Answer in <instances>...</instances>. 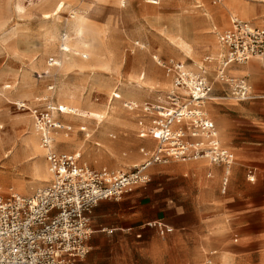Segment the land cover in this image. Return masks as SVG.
Instances as JSON below:
<instances>
[{"label": "rangeland", "instance_id": "1", "mask_svg": "<svg viewBox=\"0 0 264 264\" xmlns=\"http://www.w3.org/2000/svg\"><path fill=\"white\" fill-rule=\"evenodd\" d=\"M57 1L25 0L24 11L18 13L14 10L17 0H0V25L4 21L0 28V189L4 195L9 188L31 195L51 179V175L45 180L33 173L34 160L47 164L44 155L29 151L23 142L37 131L28 109L20 103L28 107L50 95L56 107L54 118L64 125L53 133L57 150L79 152L81 162L92 169L129 170L143 158L139 148L151 142L137 138L136 114L124 102L146 104L167 90L169 79L158 59L173 58L195 69L205 56L217 57V36L228 27L230 14L264 26L263 0H242L263 7L249 12L248 19L235 9L226 10L223 3L229 0H158V4L63 0L65 5L49 20L53 30L48 35L41 16ZM90 7L98 8L92 12L88 43L117 65L101 66L90 55L77 56L89 63L83 70L65 71L60 64L48 62L60 60L63 54L76 57L61 45L81 44L83 35L75 33L72 23L75 12L85 13ZM216 15L220 16L216 19ZM11 30L16 32L14 38L3 41V33ZM177 36L195 46L190 55L174 44ZM234 65L232 74L248 75L253 88L264 86L260 61ZM49 85L53 89L48 91ZM64 88L78 97L82 109L102 117L63 110ZM214 90L220 98L213 99L208 108L222 143L236 157L225 190L219 173L207 175L212 171L206 160L199 169L189 167L198 162L171 160L154 165L149 182L135 191L138 194H133L129 204L144 215L140 223L164 216L175 228L164 238L154 235L149 242L137 239L136 230L92 232L86 264H200L211 250L213 264H264V102H237L217 84ZM112 109L117 111L112 113ZM56 134L64 139L57 140ZM17 184L24 190H18ZM225 251L227 256L222 258Z\"/></svg>", "mask_w": 264, "mask_h": 264}, {"label": "built area", "instance_id": "2", "mask_svg": "<svg viewBox=\"0 0 264 264\" xmlns=\"http://www.w3.org/2000/svg\"><path fill=\"white\" fill-rule=\"evenodd\" d=\"M218 41L221 52L213 69L210 56L195 69L173 58L158 59L169 79L167 90L146 104L124 102L136 114L137 137L151 142L139 148L143 158L129 170L92 169L81 162L79 152L57 150L53 133L64 125L54 118L56 107L50 95L37 98L33 106L19 104L28 109L40 136L51 179L28 196L12 188L4 195L0 189V264H86L92 209L103 200L119 201L133 187L145 185L149 169L156 164L206 160L211 166H222L225 190L234 154L222 144L207 103L214 82L225 86L238 102H264V91L254 92L247 75L229 73L232 65L251 59L264 65V26L234 16ZM48 62L59 66L60 61L50 58ZM47 88L52 90L53 85ZM207 175L212 176L211 172ZM146 225L162 237L173 230L162 220ZM200 264H213V259L206 256Z\"/></svg>", "mask_w": 264, "mask_h": 264}, {"label": "bare ground", "instance_id": "3", "mask_svg": "<svg viewBox=\"0 0 264 264\" xmlns=\"http://www.w3.org/2000/svg\"><path fill=\"white\" fill-rule=\"evenodd\" d=\"M100 1V0H98ZM150 3H152L154 0H148ZM49 2V0H47ZM124 0H121V3L123 4ZM51 3V0L48 4ZM25 0H17L14 6V10L17 11L18 13H22L25 9ZM65 5V2L63 0H58L56 4L53 6V8L49 11H44L42 13V20H43V29L46 34L49 35V33L52 32L53 28L50 25V19L53 15H57L58 12L61 10V8ZM223 7L226 10H231L235 9L243 18L248 19V9L247 7L243 4L242 0H232L231 3L225 2L223 3ZM98 7H90L88 10L90 12H85L83 13L82 10H78V13L76 14L75 19L73 20L72 25L74 26L75 33L79 35H83V38L81 39V44L76 45L74 43L68 42V44H62V48L65 49L66 51H72L76 57H69L66 54H63L61 56L60 60H57L60 64L59 67H61L62 70H83L88 67L89 63L88 61L79 59L77 56L81 55L84 58H87L88 55L94 57V60H96L101 66L105 67H114L117 64L114 62V59L110 57L109 55H106L105 53H97L93 50V47L88 43L87 40V32L89 29L92 27V12L96 11ZM217 14V13H216ZM75 16V15H73ZM220 15H216V19ZM4 21L1 23L0 28L3 27ZM86 33V34H85ZM16 32L15 30L12 32V30L9 33H3V41H11ZM174 44L182 51H184L187 55H190L191 52H193V47L191 44L186 42L181 36H177L174 39H172ZM13 42V41H12ZM10 44V43H9ZM198 48H204V45L198 46ZM252 69L253 66H251ZM257 72V71H256ZM61 107L63 110L68 109L71 112H73L76 115L79 116H88V115H95L98 118L102 117L101 114L90 112L88 110L82 109V105L78 97L75 96V94L71 93L67 88L62 89L61 91ZM20 102V100H18ZM21 104V103H20ZM117 110L112 109V113H115ZM56 139L57 140H63V136L56 134ZM66 139V138H65ZM67 141V140H65ZM23 142H25L26 146L28 147L29 151L33 153H39L41 155H44V151L42 150L39 142V136L35 132L34 134H29L28 136H25L23 139ZM70 142V141H69ZM203 161L198 162L196 165H191L189 167H195L199 169L202 167ZM47 164V163H46ZM187 166L189 164H186ZM184 168V167H183ZM32 170L36 178H43L47 179L48 176H50V172L48 169V166L45 165V163L41 159L34 160L32 162ZM17 189L20 191L24 190V186L21 184H17ZM222 258H226L227 256V251L222 255Z\"/></svg>", "mask_w": 264, "mask_h": 264}, {"label": "crops", "instance_id": "4", "mask_svg": "<svg viewBox=\"0 0 264 264\" xmlns=\"http://www.w3.org/2000/svg\"><path fill=\"white\" fill-rule=\"evenodd\" d=\"M231 1L232 0H229V3H231ZM158 2H159L158 0H154L152 2V4H158ZM213 2L214 3H222V0H213ZM263 2H264V0H263ZM243 4L247 7L248 13L251 12V11H260V10L263 9V7L260 6V5H254V6H252L249 3H245V2H243ZM234 16H236V15L230 14V16H229V24H230L231 18L234 17ZM236 17H238V16H236ZM245 21H248V20H245ZM217 40H218V36H217ZM218 44H219V41H218ZM219 46H220V44H219ZM220 52H221V46H220V49H219V53ZM219 53H218L217 57H215V58L212 57L213 58V63L211 65H209L210 69H213L215 67V65L217 64L218 57H219ZM234 66H236V65H232L229 68V73L233 72V70H234L233 67ZM244 75H246V74H244ZM216 84L221 86L222 92H226V89H227L225 86H223V85H221L219 83L214 82V84H213V90H212V94H211L212 99L207 103V110H208L209 114H210V111H209L208 106L211 103V101L213 99H215V98H220L218 96H215V90H214V88H215ZM251 87H252V85H251ZM252 90L254 92H256V93H261V92L264 91V86L262 88H259V89H256V88H253L252 87ZM35 100H36V98H35ZM34 104H36V102H33V104L31 106H33ZM210 116H211V114H210ZM211 118H212V116H211ZM212 120L214 121L213 118H212ZM214 123H215V121H214ZM215 126H216V129L218 131V128H217L216 123H215ZM136 129H137V127H136ZM135 132H136V130H135ZM218 135H219V132H218ZM219 138H220V135H219ZM233 154H234V152H233ZM201 161L202 160H200V161H192V163L201 162ZM204 161L205 160H203V162ZM235 161H236V157H235V154H234V162ZM176 162H179V161H176ZM233 165H234V163H233ZM209 167H210V170L212 171V176L211 177H213V173L214 172H217V173L220 174V178H222V175H223V167L222 166H218V165L217 166H215V165L214 166H211V165H208L207 168H209ZM231 169H232V167H231ZM149 174H150V172H149ZM230 176H231V170H230ZM230 176H229V178H230ZM143 186H145V185H143ZM143 186L133 187L131 189V191L128 192L119 201H115V200H103V201L99 202L92 209L91 213L89 214V225H90V228H91L92 232L95 233V232H106L107 231L108 232L107 234H109V232L116 231V230H124V231L126 230L127 232L136 230L135 236H136L137 239H141V242L142 241L143 242H149V239L150 238L152 239L154 235L159 236L161 238H164L165 236H163V237L160 236L157 233V231H156V229L154 227H147V225H146L147 222H150V221L152 222V221H155V220H162L165 224L171 226L174 229L175 228L174 223L167 222L165 220V217L164 216L161 217V218L158 217V218L149 219V220H146V221L140 223V220L144 218V215L143 214H140V212L138 210H133L129 203H130L131 200H133V198H132L134 196L133 194H138L135 191L137 189H139L140 187H143ZM138 234H140L139 237H138ZM148 235H150V236H148ZM88 244H89V241H88ZM210 256L213 258V251L212 250L210 252Z\"/></svg>", "mask_w": 264, "mask_h": 264}]
</instances>
